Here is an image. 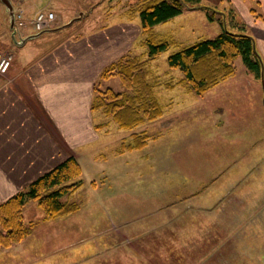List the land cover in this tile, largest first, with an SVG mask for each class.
<instances>
[{"label":"rangeland","instance_id":"obj_1","mask_svg":"<svg viewBox=\"0 0 264 264\" xmlns=\"http://www.w3.org/2000/svg\"><path fill=\"white\" fill-rule=\"evenodd\" d=\"M61 1L74 10L83 5L81 12L85 14L81 21L60 31L61 36L78 34L84 30L83 25L115 11L124 13L131 7L130 3L138 2ZM188 1L197 4V8L220 12L222 15H217L220 20L226 11L236 8L233 0ZM90 5L96 9L90 12ZM0 11L7 17L3 6ZM224 18L227 30L250 35L246 18L243 17L247 23L239 18L242 25L234 23L229 15L223 16V21ZM103 21L99 19L100 23ZM136 22L141 28L138 18L126 23ZM154 30L177 43L152 64L163 80L183 78L180 70L169 67V56L223 32L220 21L210 22L204 10H185ZM141 36L140 32L137 41ZM138 42L136 55L143 51L137 47ZM100 87L118 93L126 91L118 77L100 81ZM157 95L165 115L135 130L150 136L147 146L118 154L122 140L133 131L120 130L111 123L100 143L81 156L84 186L63 199L77 203L79 210L47 219L37 202L28 201L24 215L32 234L8 249L1 248L0 259H6L7 254L12 264H204L203 252L197 251L202 244L197 235L189 243L194 249L181 253L177 251L180 246L174 245L184 237L177 232H201L198 226L190 224L206 222L197 216L219 208L217 212L223 211L221 223L228 228L229 236L241 248L262 252L250 263L245 258L239 260L231 249L232 252L218 248L213 251L216 260L209 257L206 263L264 264L262 81L240 57L235 61L234 75L203 96L188 93L181 87L157 89ZM233 214L237 219L232 226L227 219ZM185 215L188 220L183 219ZM172 218L175 224L161 226ZM184 222L190 226L183 229Z\"/></svg>","mask_w":264,"mask_h":264},{"label":"crops","instance_id":"obj_2","mask_svg":"<svg viewBox=\"0 0 264 264\" xmlns=\"http://www.w3.org/2000/svg\"><path fill=\"white\" fill-rule=\"evenodd\" d=\"M233 1L232 4L238 7V10L234 8L237 17L248 21L245 20L250 28L249 34L255 38L257 50L264 59V0ZM14 5L24 9L27 24L17 35L16 42L8 11L4 7L7 17L0 11V50L14 56L9 73L0 74L1 203L26 189L71 155L82 167L81 156L95 148L107 133V129L97 128L102 126L103 121L98 120L102 116L97 115L96 122L92 111L95 84L104 69L136 52L141 32L137 22L126 23L124 13L115 11L100 17V20L104 19L101 23L97 19L98 22L95 20L83 25L84 30L78 34L61 36L60 30L35 37L38 33L30 21L39 10L56 14L57 19L52 25L55 29L84 13L81 12L83 5L75 10L69 9L61 0H27L21 4L14 2ZM92 6L89 8L93 9ZM251 9L256 10L257 16ZM22 39L27 41L22 43ZM217 210L219 208L197 216L206 222L183 223V229L194 224L201 232H177L184 237L174 245L180 246L177 251H192L194 248L189 243L197 235L198 242L202 243L197 251L203 252L201 260H206L204 264L209 257L212 259L213 251L218 248L231 249L241 261L244 258L250 263L257 260L262 250L241 248L221 223L223 211L218 213ZM183 219L189 218L185 215ZM235 219L237 216L233 214L227 220L233 226ZM174 221L172 218L161 226L170 227ZM216 257L217 254L213 258ZM8 261L13 263L6 254V259H0V264H10Z\"/></svg>","mask_w":264,"mask_h":264},{"label":"trees","instance_id":"obj_3","mask_svg":"<svg viewBox=\"0 0 264 264\" xmlns=\"http://www.w3.org/2000/svg\"><path fill=\"white\" fill-rule=\"evenodd\" d=\"M132 4L124 16L127 21L139 19L142 36L137 47L143 51L137 55L129 53L104 69L95 84L92 101L95 115L109 119L103 121L102 126H97L98 129H109L113 123L120 130L133 131L122 140L116 151L118 154L142 150L147 146L150 136L135 130L165 115L157 89L181 87L188 93L203 96L234 75L235 61L240 57L258 80H261L264 68L255 38L226 29L223 16L229 15L234 23L242 25L234 10L226 11L220 20L217 17L222 15L220 12L208 7L197 8V4H190L188 0H138ZM185 10H204L210 22L220 21L223 32L214 39L198 41L169 56V67L180 70L183 78L163 80L153 70L152 64L177 43L171 37L157 34L154 28L180 16ZM251 12L256 15V10L251 9ZM111 77H118L126 91L118 93L112 88L102 89L100 81ZM82 176L78 159L71 155L26 189L0 202V249H8L32 234V227L27 225L24 215L28 201L37 202L47 219L76 213L78 204L63 199L84 186Z\"/></svg>","mask_w":264,"mask_h":264},{"label":"built area","instance_id":"obj_4","mask_svg":"<svg viewBox=\"0 0 264 264\" xmlns=\"http://www.w3.org/2000/svg\"><path fill=\"white\" fill-rule=\"evenodd\" d=\"M13 2H19L20 4L27 0H12ZM2 3L0 1V7ZM15 13V27L18 30L24 28L27 24L25 18V11L21 7L14 8ZM57 17L54 12L47 11L44 9L39 10L35 16L31 19L30 23L34 27L36 32H42L46 29L52 27ZM14 56L9 52H3L0 50V74L6 75L9 73L12 64H13Z\"/></svg>","mask_w":264,"mask_h":264},{"label":"water","instance_id":"obj_5","mask_svg":"<svg viewBox=\"0 0 264 264\" xmlns=\"http://www.w3.org/2000/svg\"><path fill=\"white\" fill-rule=\"evenodd\" d=\"M1 2L3 3V5L6 7V10L8 11L9 13V17H10V28L11 30L13 31V39L17 42V35L20 34V32L18 31V29L15 27V13H14V6H13V3L11 0H1ZM94 9V8H93ZM93 9L90 10L93 11ZM85 14L82 13L80 14L77 18L71 20L70 22H68L66 25L64 26H61L59 28H55V29H47V30H44L40 33H38L35 37H39L43 34H46V33H51V32H58L60 30H63V29H66L70 26H72L75 22H78V21H81L82 20V17L84 16ZM27 41V39H22V43H25ZM261 81H262V84H263V88H264V68L262 70V77H261Z\"/></svg>","mask_w":264,"mask_h":264}]
</instances>
